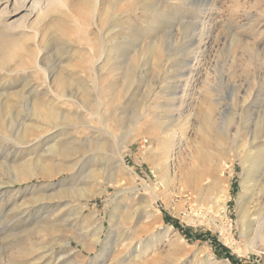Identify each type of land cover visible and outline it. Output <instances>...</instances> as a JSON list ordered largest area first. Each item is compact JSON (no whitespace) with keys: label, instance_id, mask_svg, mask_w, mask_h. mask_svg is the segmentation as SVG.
Returning a JSON list of instances; mask_svg holds the SVG:
<instances>
[{"label":"rangeland","instance_id":"1","mask_svg":"<svg viewBox=\"0 0 264 264\" xmlns=\"http://www.w3.org/2000/svg\"><path fill=\"white\" fill-rule=\"evenodd\" d=\"M0 45V264H264V0H0Z\"/></svg>","mask_w":264,"mask_h":264},{"label":"bare ground","instance_id":"2","mask_svg":"<svg viewBox=\"0 0 264 264\" xmlns=\"http://www.w3.org/2000/svg\"><path fill=\"white\" fill-rule=\"evenodd\" d=\"M64 1V0H62ZM98 4V3H97ZM103 44V43H102ZM11 49V48H10ZM15 58V54L10 52L9 49L5 46V45H0V66H7L8 65V62H10V60H13ZM5 68V67H4ZM46 77V76H45ZM48 80V79H47ZM32 92V90L30 91ZM32 96V95H31ZM29 106V105H28ZM34 106V104H33ZM36 106V105H35ZM39 106V105H37ZM39 112L38 110L36 111V109H34V115H35V112H37V119L41 120V121H46L45 119V115H51V112L45 108V106L41 105L39 106ZM51 109V108H50ZM43 112H46V113H43ZM42 125V124H41ZM44 127V126H43ZM256 140V139H255ZM159 172L162 173V175H164L163 179L164 181L165 180H169V181H174V176L173 175H170V168L168 166V162L166 161V158L161 162V164H159V167H157ZM166 177V178H165ZM180 195V194H179ZM219 203L222 204V200L221 199H218L216 200V204L219 205ZM222 209H224V206L222 204ZM211 212V211H210ZM215 217V216H214ZM260 228H262L260 226ZM224 229V228H223ZM260 233V232H259ZM227 234V233H226ZM140 250V249H139Z\"/></svg>","mask_w":264,"mask_h":264}]
</instances>
